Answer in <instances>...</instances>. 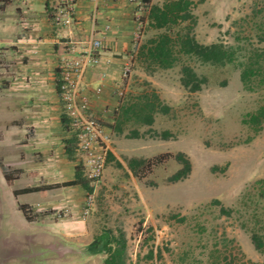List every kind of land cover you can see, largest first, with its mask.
<instances>
[{
  "label": "rangeland",
  "instance_id": "1",
  "mask_svg": "<svg viewBox=\"0 0 264 264\" xmlns=\"http://www.w3.org/2000/svg\"><path fill=\"white\" fill-rule=\"evenodd\" d=\"M193 1L196 24L192 33L197 43L239 46L242 57L251 50L264 52V0ZM152 3L162 0H151L147 11ZM145 16L140 38L133 43V64L121 78L118 97L122 103L141 98L153 101L156 112L150 126L130 121L118 132L111 125L106 166L92 189L94 202L85 218L86 194L92 191L84 179L88 190L80 215L87 228L86 253L95 256L96 263L103 262L105 254H92L89 248L99 245L98 238L110 231L124 236L126 264H264V251L254 249L250 233L260 228L254 215H264L263 199L253 191L249 201L241 202L250 186L264 179V119L256 126L257 132L242 123L247 114L264 107L262 77L252 78L249 91L241 83L236 64L212 66L183 56H178L171 69H148L136 60V52L160 31L148 28ZM183 26L173 28L171 35ZM182 66H189L202 80L199 91L190 92L181 85ZM1 82L8 84L7 79ZM164 107L168 108L165 113ZM133 132L138 133L136 138ZM163 132L170 137L163 140ZM7 142L5 155L0 152V177L9 174L15 181L22 173L15 169L19 160L15 148L21 143L13 136ZM178 153L189 160L190 173L172 182L182 167L175 160ZM165 154L171 157L159 166L148 165ZM72 159L79 166L74 155ZM21 181L25 186V179ZM13 189L0 183V196L12 197ZM215 200L231 209V216L220 215V207L211 204ZM64 210H54L56 218L65 216ZM24 241L17 252L4 251L0 264H11L9 257L15 261V254H30ZM32 252L41 262V249Z\"/></svg>",
  "mask_w": 264,
  "mask_h": 264
},
{
  "label": "crops",
  "instance_id": "2",
  "mask_svg": "<svg viewBox=\"0 0 264 264\" xmlns=\"http://www.w3.org/2000/svg\"><path fill=\"white\" fill-rule=\"evenodd\" d=\"M74 10V24L63 29L50 23L47 0H0V152L5 155L12 136L20 142L15 169L22 172L12 185L0 177L1 185L14 188L12 197L0 196V256L17 252L24 240L30 253L26 258L15 254V261L9 257L11 264H102L86 253L87 228L80 215L85 190L72 183L77 163L64 149L72 135L63 124L57 74L73 52L86 49L91 39L101 41L100 64L87 70L82 90L91 94L101 86L91 109L110 134L122 72L133 64L136 25L125 0H100L95 7L76 0ZM3 79L8 84L2 85ZM23 179L25 186L18 182ZM25 189L30 192L19 193ZM19 205L30 208L32 221L24 219ZM61 208L66 216L56 218L54 210ZM36 249L41 262L35 260Z\"/></svg>",
  "mask_w": 264,
  "mask_h": 264
},
{
  "label": "trees",
  "instance_id": "3",
  "mask_svg": "<svg viewBox=\"0 0 264 264\" xmlns=\"http://www.w3.org/2000/svg\"><path fill=\"white\" fill-rule=\"evenodd\" d=\"M151 1V0H150ZM148 1V5L150 3ZM196 3L193 0H162L161 5H151L148 9L146 22L148 28L160 31L159 34L145 40L143 44L138 47L136 52V60L145 63L148 69L152 67L158 69H171L178 61V56L187 58H194L201 64H209L212 66H224L227 64H236L240 70V80L246 90L252 91V78L258 76L262 77L261 83L264 82V52L259 50H251L246 56H240L242 48L239 46H226L222 43H213L210 45H201L196 42L193 36V28L196 24V17L192 14ZM184 25L175 35H171V30L175 27ZM263 37V38H262ZM261 40H264V33ZM181 85L190 92L199 91L202 80H199L195 72L189 66H182L181 68ZM165 113L168 108H162ZM156 112V105L153 101L147 99H138L136 102H120L118 111L116 113L114 130L121 131V125L125 122L132 121L137 125L150 126L153 123V115ZM264 119V107L259 108L254 113L247 114L242 121L243 124L254 127L261 124ZM63 124L67 122L63 120ZM68 127V125H67ZM137 132H133L132 137L136 138ZM170 137L168 132H163L161 138L163 140ZM65 153L68 157H72L74 139L69 138L64 141ZM171 157L169 154L161 155L148 161V165L157 167L163 163L164 160ZM175 160L179 162L182 167L171 177L172 182L180 181L187 177L190 173V162L182 153L175 156ZM4 179L8 185H12L13 178L9 174H4ZM82 185L84 190H88L84 178L82 177L79 166L75 169V181ZM256 191L258 197H261L264 202V179L255 181L246 194L241 198V202L245 204L252 196V192ZM29 189L20 191L19 193H29ZM14 192V196L19 194ZM220 207V215L229 217L232 214L231 209L224 208L220 202L215 200L211 203ZM18 209L22 213L27 222L32 221L30 215V208L26 205H19ZM255 225L260 226L258 230H251V242L257 252L264 251V215H254ZM183 221V219H181ZM96 244H92L89 251L92 254L104 253L105 259L102 264H126V241L122 233L117 236L112 232L106 231L99 238ZM152 256V251L150 252Z\"/></svg>",
  "mask_w": 264,
  "mask_h": 264
},
{
  "label": "built area",
  "instance_id": "4",
  "mask_svg": "<svg viewBox=\"0 0 264 264\" xmlns=\"http://www.w3.org/2000/svg\"><path fill=\"white\" fill-rule=\"evenodd\" d=\"M98 6L100 0H89ZM132 7V21L136 25L133 35L135 44L140 38L144 16L150 0H125ZM76 0H47L50 23L56 28H69L74 24V7ZM101 41L91 39L86 49L73 52L70 59L65 60L58 68L57 90L61 107L69 132L74 139L73 155L78 161L82 177L88 183L91 191L99 183L104 172L108 153L110 151V134L104 124L92 114L91 99L101 93L97 86L90 93L82 90V80L88 69L100 64ZM131 65L122 72L125 77ZM94 202L93 191L86 194L85 208L82 217L85 218ZM66 216L67 210H64Z\"/></svg>",
  "mask_w": 264,
  "mask_h": 264
}]
</instances>
